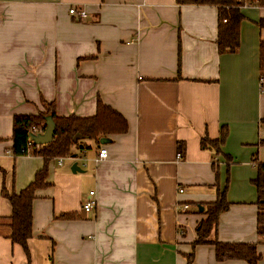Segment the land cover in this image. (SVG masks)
Here are the masks:
<instances>
[{
  "label": "crops",
  "instance_id": "0c3cea01",
  "mask_svg": "<svg viewBox=\"0 0 264 264\" xmlns=\"http://www.w3.org/2000/svg\"><path fill=\"white\" fill-rule=\"evenodd\" d=\"M71 6L87 17L72 16ZM242 10L239 50L220 54L215 6L0 0V264H28L9 236L4 182L9 193L19 192L44 164L40 156L13 154L14 116L38 113L43 99L54 101L59 115L91 116L98 97L127 119L128 132L100 143L78 136L88 148L50 162L52 185L38 189L33 202L29 264H50L52 250L53 264H186L182 253L192 250L206 217L200 203L217 196L215 161L222 186L229 164L230 206L212 237L256 243L264 264L254 184L256 164L264 162V5ZM223 126L224 154L202 148V136L218 138ZM101 147L108 157L95 161ZM75 162L83 171L72 170ZM89 200L96 203L86 210ZM193 264L249 263L220 262L212 245H200Z\"/></svg>",
  "mask_w": 264,
  "mask_h": 264
},
{
  "label": "trees",
  "instance_id": "16d2710c",
  "mask_svg": "<svg viewBox=\"0 0 264 264\" xmlns=\"http://www.w3.org/2000/svg\"><path fill=\"white\" fill-rule=\"evenodd\" d=\"M179 5H209L218 8V25L216 44L220 54L237 52L241 46V25L245 16L243 7L247 5H264L263 0H177ZM264 27V18L259 20ZM260 76L264 77V40L260 43ZM44 109L38 113L16 114L13 121L12 152L15 156L34 155L44 160L43 166L36 172L34 179L19 192L9 193L4 182L2 193L9 200L12 213L9 217L10 238L14 243L21 245L27 255L28 264L31 260L29 239L33 235V202L38 189H45L52 185L48 180L49 164L55 158L73 157L76 148L86 149L87 144L79 145V138L94 140L100 143L101 139L111 141V136L128 132L127 119L114 107L106 104L100 97L97 100L96 113L91 116L76 114L59 115L54 101L42 100ZM51 116L56 124L55 135L47 144L30 143V133L33 127L38 133L46 128L47 117ZM37 133V134H38ZM228 135V129L223 126L218 138H210L205 134L201 138V147L212 150L215 154H224L223 145ZM264 143V140L260 141ZM184 143H179V150L183 152ZM228 162L231 156L225 154ZM258 175L254 184L258 192L259 213L257 217V231L264 236V162H257ZM224 186L220 182V165L218 161L212 164L216 180L214 187L217 196L213 201L200 203L205 218L196 227V237L191 243V251L183 252L186 264H193L195 249L200 245H212L215 257L220 262L244 260L249 264H260L261 254L256 243L224 242L212 237L218 225L219 216L230 206L228 200L229 164ZM0 170L5 172L2 167ZM64 218H74V213H63ZM50 264H53V250L50 254Z\"/></svg>",
  "mask_w": 264,
  "mask_h": 264
},
{
  "label": "built area",
  "instance_id": "2783aa9c",
  "mask_svg": "<svg viewBox=\"0 0 264 264\" xmlns=\"http://www.w3.org/2000/svg\"><path fill=\"white\" fill-rule=\"evenodd\" d=\"M69 13L72 16H76V17H78L80 19L87 17V11L84 10V9H81L78 6H71L70 9H69ZM260 85H261V89L263 90L264 89V77L263 76H260ZM37 133H38V129L36 127H33L30 135L31 134H37ZM31 142H35V141L30 136V143ZM181 156H182L181 153H178V158L179 159L181 158ZM107 157H108V149H107V147H101L100 150H99V153H98V157L96 158L95 161H100V160L105 159ZM59 161L60 162L62 161V157L59 158ZM180 192H183V189L180 188ZM94 194H95L94 191L90 192V195H94ZM95 203H96L95 200H89L88 202H86L83 205V208L86 209V210H90L94 206ZM188 208H189V205H187V204L183 205L181 207L182 210H187Z\"/></svg>",
  "mask_w": 264,
  "mask_h": 264
},
{
  "label": "water",
  "instance_id": "95a60500",
  "mask_svg": "<svg viewBox=\"0 0 264 264\" xmlns=\"http://www.w3.org/2000/svg\"><path fill=\"white\" fill-rule=\"evenodd\" d=\"M55 129H56V124L51 116L47 117L46 121V128L43 133H38V134H31V138L34 139V141L38 144H47L51 142L54 138L55 135ZM77 154L73 155V158H76ZM72 170L77 172V171H83L82 168L78 165V162H75L72 165ZM203 207L201 206V210Z\"/></svg>",
  "mask_w": 264,
  "mask_h": 264
}]
</instances>
